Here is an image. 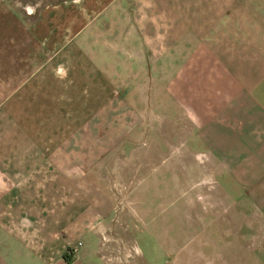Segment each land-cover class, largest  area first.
<instances>
[{
    "label": "crops",
    "instance_id": "obj_1",
    "mask_svg": "<svg viewBox=\"0 0 264 264\" xmlns=\"http://www.w3.org/2000/svg\"><path fill=\"white\" fill-rule=\"evenodd\" d=\"M6 2L0 264H124L104 229L119 218L100 211L124 210L131 157L118 159L137 141L110 138L109 119L124 135L126 116L157 114L180 128L179 161L202 152L228 198L213 200V227L244 228L216 238L213 264H264V0H58L27 14Z\"/></svg>",
    "mask_w": 264,
    "mask_h": 264
},
{
    "label": "rangeland",
    "instance_id": "obj_2",
    "mask_svg": "<svg viewBox=\"0 0 264 264\" xmlns=\"http://www.w3.org/2000/svg\"><path fill=\"white\" fill-rule=\"evenodd\" d=\"M10 1L27 14L34 12L38 5L58 0H7L6 3ZM13 106L18 105L14 103ZM30 106L36 107V99L29 100ZM50 117L52 126L57 117ZM116 118L109 119L110 138H132L138 144L121 150L118 160L125 161L130 157L132 160L135 155L150 154V158L136 160V166L131 160L125 164L128 178L124 181L131 193L124 197V210L100 211L105 219L120 220H116L119 225L115 228L104 229L108 235H117L121 239L124 264H213L214 252L219 250L216 238L242 234L244 228L213 227L212 224L220 223L219 218L216 219L218 211L213 210V200L223 207L228 198L225 194H215L216 181L207 172L205 155L189 152L187 164L179 161L186 148L181 146L180 128L175 129L176 125H173L168 131V114L126 116L125 121L130 122V127L124 135ZM27 120L34 128L36 124L40 128L43 122L47 123L41 115L30 114ZM136 120H140L141 130L134 134L132 128ZM225 216L224 210L222 217ZM248 229L256 233L259 228ZM220 245L223 250L228 244Z\"/></svg>",
    "mask_w": 264,
    "mask_h": 264
},
{
    "label": "built area",
    "instance_id": "obj_3",
    "mask_svg": "<svg viewBox=\"0 0 264 264\" xmlns=\"http://www.w3.org/2000/svg\"><path fill=\"white\" fill-rule=\"evenodd\" d=\"M81 246V242H77L74 246H72L70 249H69V252L70 254L74 255L77 251H78V248Z\"/></svg>",
    "mask_w": 264,
    "mask_h": 264
},
{
    "label": "trees",
    "instance_id": "obj_4",
    "mask_svg": "<svg viewBox=\"0 0 264 264\" xmlns=\"http://www.w3.org/2000/svg\"><path fill=\"white\" fill-rule=\"evenodd\" d=\"M66 257H67V260H70V257L69 256L66 255Z\"/></svg>",
    "mask_w": 264,
    "mask_h": 264
}]
</instances>
